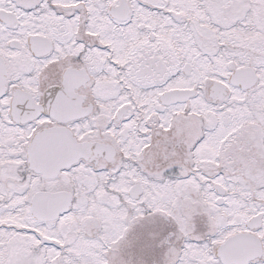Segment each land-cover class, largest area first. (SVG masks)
Wrapping results in <instances>:
<instances>
[{
    "label": "snow or ice",
    "instance_id": "snow-or-ice-1",
    "mask_svg": "<svg viewBox=\"0 0 264 264\" xmlns=\"http://www.w3.org/2000/svg\"><path fill=\"white\" fill-rule=\"evenodd\" d=\"M0 264H264V0H0Z\"/></svg>",
    "mask_w": 264,
    "mask_h": 264
}]
</instances>
